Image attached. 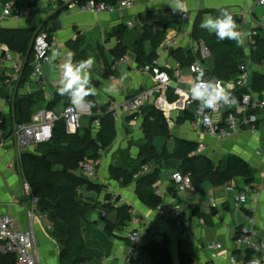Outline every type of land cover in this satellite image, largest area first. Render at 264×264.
Here are the masks:
<instances>
[{
    "label": "crops",
    "instance_id": "1",
    "mask_svg": "<svg viewBox=\"0 0 264 264\" xmlns=\"http://www.w3.org/2000/svg\"><path fill=\"white\" fill-rule=\"evenodd\" d=\"M47 1L29 0V3H36V6L31 8V17L27 19L10 17L14 21L8 23L9 25H0V28L6 29L37 28L38 31H42L47 23L46 32H43L48 34L50 40L56 42L54 50L60 53L54 64H50L53 71L51 79L43 72L44 85L33 82L31 78L10 87L4 83L0 85V90L5 87L9 92L7 96L0 95V111L6 117L14 115L15 100L19 97L30 96L33 99L36 109L33 116L49 108L58 112L72 105L66 95L58 94L60 66L58 69L56 66L61 62L62 52L88 32L92 34L101 31L106 35L108 39L104 42V46L109 50L112 58V61L106 64L110 69L102 67L96 74L90 72V81L97 94L87 97L86 101L94 105V108L99 107L97 114L107 111L104 112L107 115L112 104L121 105L140 91L155 87L153 75L142 74L139 69L142 63L150 61L154 56L175 80L174 86L160 90L156 96V104L144 109L136 119L124 112H120L117 119L113 118L116 138L110 147L100 152L103 167L99 178L91 182L92 190L87 191L86 187L85 190L84 188L81 190V193L88 192L90 194L88 198L100 206V211L90 217V222L93 217L95 227H103V236L94 240L90 237L91 240H88L87 236L90 235L87 234V229L90 225L83 226L82 239L85 241V246L75 254L73 264H153V260L143 249L139 254L132 252L133 247L127 238L132 226L130 223L119 226V208L124 206L132 208V216L140 217L141 228L152 234L153 243L167 245L173 264H229L230 256L244 260L245 252L249 248L238 243L240 230L243 227H250L256 237L264 242V128H260L256 133L248 130L231 133L225 139L203 134L195 128L193 120L186 119L188 116L193 117L194 111L185 109L186 96L179 97L174 93L176 88L187 92L194 81V76L190 67H182L173 53L181 51L183 54L192 52L198 55L199 40L194 36L195 22L201 25L199 21L202 22L207 16H219L222 10H227L233 16L240 18L241 28L247 26L251 29L264 30V24H261L258 16L259 12L264 13V6L259 5L260 0H138L133 8L112 14L84 13L77 8L64 6L61 0L57 2L51 0L52 6L50 2L47 4ZM4 3L5 0H0L2 7ZM55 14L58 15L56 18L53 17ZM7 18L3 17L1 10L0 22ZM55 21L61 22V29L56 32L50 28L51 23ZM130 23L132 26H129ZM122 26L126 31L121 28ZM200 29L207 35H214L207 29L201 27ZM146 32H150L152 37L139 45V40H143ZM157 33H162L164 39L156 38ZM124 37H130V47L126 41H121ZM100 39L104 41L105 38L102 35ZM166 39L175 41L173 48L168 50L164 48ZM148 45L152 51L149 55L145 52V47ZM119 46L124 48V57L127 58L128 64H118L114 61L111 52ZM245 50L250 54L249 46H245ZM139 53L142 54V62L137 60ZM80 57L82 56L74 57L75 63ZM248 59L250 65L247 66L251 73L264 75V63L256 64L250 56ZM212 63V58H209L206 66L210 68ZM121 68L130 69L126 71L128 76L123 81L120 79ZM12 72L10 63L5 62L0 54V75L6 80ZM106 72L109 74L104 76ZM109 85L116 90V95L104 92ZM44 94L48 97L47 102L43 98ZM42 102L46 103L43 107ZM50 103L52 105L49 107ZM151 108L156 109L166 118L170 132L168 138L161 137L162 141L166 140L162 152H158L155 144L159 138L154 141L158 155H162L165 150L171 155L179 142L187 141L197 144L198 155L211 160L216 167L227 157L236 156L254 171L252 185L246 184L242 178L223 186L204 182L199 186L192 185L181 194L182 192H179L171 181L172 174L178 171L174 162L152 161L148 165L152 170L143 178L147 176L156 178V193L163 198V205L181 206L180 221L189 235L177 228L179 221L169 218L161 210L151 208L146 200L140 198L141 193L145 191V181L123 187L110 175L113 167L123 166L129 170L139 167L143 160L140 148L146 143L143 124L146 112ZM79 109L88 112L89 107L83 105ZM92 116L83 113L81 125L85 118L87 120ZM9 144L10 142H7V145L0 149V211L14 218L18 230L33 231L41 264H64L62 260L64 247L53 237L47 214L41 212L40 205L37 207L35 218L30 217L34 196L24 191L23 159L18 160L15 150ZM31 151H36V148ZM253 187L260 189L261 196L249 194L246 204L238 205L239 194L250 191ZM173 190L178 191L177 197L173 195ZM110 195H118L121 200L116 203ZM96 220L99 221V225L95 223ZM107 225L113 227L110 234L106 232ZM211 243H220L222 248L212 251L208 248ZM92 244L95 247H92ZM236 251H240L241 255L235 254Z\"/></svg>",
    "mask_w": 264,
    "mask_h": 264
},
{
    "label": "trees",
    "instance_id": "2",
    "mask_svg": "<svg viewBox=\"0 0 264 264\" xmlns=\"http://www.w3.org/2000/svg\"><path fill=\"white\" fill-rule=\"evenodd\" d=\"M88 1L92 0H78V3L82 5ZM93 1L98 4L104 3L113 6L123 0ZM57 16V14L53 15L54 18ZM233 17L238 25L242 23L240 18ZM47 27L48 24L46 23L42 31L46 32L45 28ZM121 28L126 31L124 26ZM42 31H38L37 28H0V45L7 46L11 51L27 59L21 82L31 77L34 59L33 40ZM194 36L198 40H203L208 47L213 60L209 68V75L218 81H235L241 74L242 68L245 67V59L248 56L256 64L264 63L263 30H258L252 36V43L249 46L250 55H247L242 44L238 45L237 42L231 40L220 41L215 34L211 36L203 33L197 21L194 25ZM151 37V33L146 32L143 40H139V45ZM156 38L162 40L164 36H162V33H157ZM111 54L114 61L125 58V50L121 46L112 51ZM173 54L182 67H191L199 59V54H192V52L183 54L181 51H175ZM155 59L156 56L150 61L147 60L148 62L142 63L140 67L152 63ZM75 60H73V63H75ZM137 60L142 62V54L139 53ZM108 74L109 72H106L104 76ZM4 82L5 78L0 75V85ZM252 90L256 94L263 95L264 75L256 73L252 75ZM245 92V90L238 89L236 94L240 97ZM8 93L5 87L0 90L1 96H5V94L7 96ZM51 105L52 103L49 104V107ZM14 109L12 121H9L0 111V134L5 135L6 138L11 135L15 124L23 125L31 122L34 113L33 99L30 96L16 99ZM91 110L93 112L91 120L93 122L99 120L102 131L98 139L92 138V129H84L81 126L76 135H68L63 124H59L54 131V138L49 144L40 146L34 154L27 153L22 158L25 159L23 172L26 180L32 186L33 196L39 199L41 212L47 214L53 237L64 247L62 254L64 264L75 262V260L73 261L75 254L85 246V241L82 239L83 226H89L92 223L90 217L97 214L100 209L99 205L83 198L81 194L83 188L88 187L90 190L93 188V184L80 175L81 165L84 162H95L100 159V152L110 147L116 138L114 117L111 114L96 116L97 109L94 106ZM147 112L143 124L146 143L140 148L142 162L139 167L133 170L126 169L123 166L113 167L110 175L113 180L119 182L123 187L135 182L145 181V191L141 193L140 198L146 200L151 208L158 209L163 205V198L156 193V178L151 176L143 178L142 176L140 179H135V177L154 160L159 162L172 161L174 164L175 162L180 163L177 170L189 174L192 184L195 186H199L204 182H210L215 186H223L239 178L244 179L246 184L252 185L254 181L253 169L236 156L227 157L216 167L211 160L198 155L197 144L187 141L179 142L171 155L168 154L167 150L162 155H158L154 141L161 137L168 138L170 135L169 126L166 118L156 109L151 108ZM186 119H193V117L188 116ZM57 167H60V169H57ZM172 193L177 197L178 191L173 190ZM131 210L130 206L119 208V226L131 223ZM112 228L111 225H107L106 232L110 234ZM143 251L151 257L153 264H173L166 244L152 243L144 247ZM235 254L241 255V252L236 251ZM245 254V261L251 260L255 256L250 249ZM0 264H15V258L0 255Z\"/></svg>",
    "mask_w": 264,
    "mask_h": 264
},
{
    "label": "built area",
    "instance_id": "3",
    "mask_svg": "<svg viewBox=\"0 0 264 264\" xmlns=\"http://www.w3.org/2000/svg\"><path fill=\"white\" fill-rule=\"evenodd\" d=\"M57 2L58 0H54ZM20 0H8L3 4V17H12L17 19H27L32 16L31 8L27 2L19 4ZM64 5L68 8H77L81 12H93L96 14L115 13L120 10H127L133 8L138 0H123L116 5L109 6L104 3H96L95 1H88L82 5L78 0H62ZM259 5L264 6V0H260ZM56 9V8H55ZM129 26H132L130 23ZM239 30L243 34V41L250 46L252 43V36L255 35L257 29L245 32L240 26ZM253 31V32H252ZM175 41L173 39H166L163 46L165 49L173 48ZM56 46V42L49 39L45 32L38 33L33 40V54L31 80L37 84H45L43 77V64L49 63L48 59ZM199 59L190 67L191 73L196 77L203 71L202 79L205 81H218L209 75V68L206 66V61L211 58V53L203 40L198 41ZM0 54L5 62L10 63L12 74L7 76L5 85H18L22 81L24 67L27 59L11 51L7 46L0 45ZM118 64H128L127 58H121L116 61ZM50 64V63H49ZM53 65V64H52ZM142 74H152L155 87L140 91L134 97L126 100L123 104L116 106L111 105L110 114L117 119L120 112L127 113L133 119H136L142 114L144 109L153 106L157 102V93L163 89H170L174 86V78L160 65L159 60L153 61L151 64H146L139 67ZM264 71V66H263ZM252 73L246 67L242 68L241 74L235 81L221 82L225 87L231 85L229 91L236 98V102L232 104H221L215 111L205 109L201 110L199 102L191 99L190 88L187 92L176 88L175 95L181 97L186 96L185 109H193V124L194 127L200 130L203 134L209 136L221 137L223 139L229 137L231 133L248 130L256 133L260 128H264V93L263 95L256 94L252 90ZM245 90L240 97L236 91ZM93 115L91 108L88 109ZM102 115V114H97ZM83 112L79 108H74L73 105H68L61 111L53 109H46L42 112L36 113L29 124L14 125L12 133L9 137L0 134V149H2L7 142L13 147L17 154L19 161L23 158V153L26 150L36 148L49 144L54 138V131L59 124H63L68 135H76L81 129V121ZM95 124L99 125V120H95ZM103 162L100 159L95 162H84L81 165L80 175L90 182H95L99 178ZM143 174L150 172L149 167H144L141 171ZM140 173V175L142 174ZM24 191L28 194H33L32 186L24 180ZM138 179V175L135 177ZM171 181L179 192H183L192 187V180L189 174H184L181 171H176L171 176ZM249 194H254L257 197L261 196L259 188H251L250 191H245L237 197V204L244 206L249 198ZM39 199L33 197V204L30 209V217L34 219L39 205ZM169 218L179 221L177 228L182 233L188 234L185 230L180 218L182 216V209L179 204L162 205L158 208ZM132 230L127 234V238L133 247L132 252L139 254V250L153 243V236L149 231L141 228V219L137 215L132 216L131 220ZM238 243L241 246L248 247L255 254L251 260H239L235 256H230L229 264H264V242L259 240L250 227H243L238 237ZM208 248L212 251L220 250V243H211ZM0 255L12 256L15 258V264H41L40 257L37 252L36 238L33 231H20L16 228L15 220L9 215L3 214L0 211Z\"/></svg>",
    "mask_w": 264,
    "mask_h": 264
},
{
    "label": "clouds",
    "instance_id": "4",
    "mask_svg": "<svg viewBox=\"0 0 264 264\" xmlns=\"http://www.w3.org/2000/svg\"><path fill=\"white\" fill-rule=\"evenodd\" d=\"M200 27L214 33L220 41L231 40L237 42L238 45L243 44V34L239 30V25L233 15L227 10H222L220 15L216 17H205ZM59 56V51L53 50L48 62L54 64ZM94 63L93 57L73 63L71 54H69L68 60L61 65L62 79L57 91L61 96L66 95L74 108H79L86 103L89 107L94 106L86 101L87 97L97 94L95 87L91 84L89 71ZM127 76V72L121 68V81L126 80ZM202 77L203 71L201 70L190 88L191 99L199 102L201 110L209 109L215 111L221 104L236 102V98L229 91L231 85L225 87L220 81H205ZM104 92L109 95L117 94L111 85L107 86Z\"/></svg>",
    "mask_w": 264,
    "mask_h": 264
},
{
    "label": "rangeland",
    "instance_id": "5",
    "mask_svg": "<svg viewBox=\"0 0 264 264\" xmlns=\"http://www.w3.org/2000/svg\"><path fill=\"white\" fill-rule=\"evenodd\" d=\"M23 2H29V0H22ZM48 2H50V5L52 6V2H51V0H48L47 1V4H48ZM3 3V2H2ZM19 4H22V2H21V0H20V2H19ZM63 6V5H62ZM64 6H66V5H64ZM61 7V6H60ZM3 9V7L0 5V14H1V10ZM258 16H259V21L261 22V24H264V13L263 12H259L258 13ZM12 21H14V19H12V18H10V17H8L7 19H5L4 21H2V22H0V25H7L8 23H11ZM199 23H201L200 21H199ZM9 25V24H8ZM200 25V24H199ZM186 28H188V26L186 27ZM243 29H244V31L245 32H250L251 30H253V29H251V27L249 28V27H242ZM261 31V30H260ZM264 31V30H263ZM253 32V31H252ZM256 32H258V30L256 31ZM182 33V32H181ZM184 34V33H183ZM102 35H103V38H105L104 39V41L103 40H101L100 38L102 37ZM50 38V37H49ZM130 37H128V38H126V37H124V38H121V41L122 42H127V44H128V47H130L131 46V42H129V39ZM135 38H136V36H135ZM135 38H133V40L135 39ZM108 38L106 37V35L104 34V33H102L101 31H97V32H93L92 34H90L89 32L88 33H84V36L82 37V38H79L77 41H75V42H72V44L70 45L71 47H68L65 51H63L62 52V55H61V62H60V64H59V66H60V69L58 70V76H59V79H60V82H61V79H62V67H61V65L64 63V62H66L67 60H68V58H69V54H71V58H72V61L74 60V57L76 56V55H80V56H82V57H80L77 61L79 62V61H81V60H84V59H87L88 57H93L94 58V60H95V63H94V65L92 66V68L89 70L90 72H92L93 74H96L97 73V71L98 70H100L102 67L103 68H105L106 67V69L108 70V69H110V67H109V65H107L106 66V64L109 62H111L112 60V58H111V55H110V52H109V50H107V48H105V46H104V42L107 40ZM242 46H244V48H245V46H248L247 45V42H245L244 43V41H243V45ZM81 52V53H80ZM145 52L149 55V54H151V49L149 48V45L148 46H146L145 47ZM79 53V54H78ZM249 54V51H247V55ZM128 56H129V53L127 54ZM250 55V54H249ZM245 67L247 68V69H249L248 68V66L247 65H250V61H249V59H248V57L245 59ZM249 71L251 72V70L249 69ZM43 72H44V74L49 78V79H51V75L53 74V71H52V68H51V66H50V64L49 63H44L43 64ZM20 96V95H19ZM12 97H15V96H12ZM18 98V97H17ZM20 98V97H19ZM43 98L46 100V102L48 101V97L47 96H45V94L43 95ZM46 105V103L44 104L43 102H42V107L43 106H45ZM85 106H87V107H89L88 106V104L86 103L85 104ZM97 106V105H96ZM98 106H100L99 104H98ZM96 109L97 108H99V107H95ZM103 109V108H102ZM34 110H36V109H34ZM99 109H97L96 111H98ZM104 110V109H103ZM110 110H111V106H110V108H109V114H110ZM104 112H107V111H103V113L102 114H104ZM84 113V115H87V116H89L90 114H91V112H87V111H85V112H83ZM97 113V112H96ZM106 114V113H105ZM108 114V113H107ZM112 115V114H111ZM7 119L9 120V121H12V116H8L7 117ZM92 118L90 117V119H87L86 120V118H85V120H83V122H82V127L84 128V129H92L93 131L94 130H96L95 131V133H93L92 134V138H95V139H98L99 138V136H100V134H101V129L99 128V126H100V123H99V125H96L95 124V121L93 122L92 120H91ZM98 126V127H97ZM243 131V130H242ZM240 132V131H239ZM163 139H161V138H159L158 140H156V142H155V144H156V146H157V148H158V152H162V149H163V146H164V143H165V141H162ZM42 146V145H41ZM40 146H36V151H38V148H39ZM36 151H31V150H26L24 153H23V157H24V155H26L27 153L29 154H34ZM23 165H24V163H25V159H23ZM180 163H178V162H175V166H178ZM21 166V165H20ZM154 166V165H153ZM153 168V167H152ZM57 169H60V167H57ZM178 169V168H177ZM182 169H183V166H182ZM150 170H152L151 169V167H150ZM184 170V169H183ZM80 172V171H79ZM23 173V177H24V180H26V178H25V175H24V172H22ZM139 173H142V172H139ZM77 174H78V171H77ZM142 176H144V174L142 173L141 175L139 174L138 175V179H140V178H142ZM33 190V189H32ZM83 190H85V188L83 189ZM86 190L88 191V190H90V189H88V187L86 188ZM99 190H101V189H99ZM102 191H103V189H102ZM33 192V191H32ZM26 193V192H25ZM26 194H28V193H26ZM82 194V196H84L83 198H87V199H89L88 197L90 196V194L87 192V193H84V192H82L81 193ZM181 194H183V192L181 193ZM32 195V194H31ZM110 196H112L113 198V201L114 202H116V203H118L120 200H121V197L120 196H118V195H110ZM108 197V196H107ZM90 200V202L92 201L93 202V200H91V199H89ZM40 203V202H39ZM213 204V203H212ZM40 205V204H39ZM100 211V210H99ZM95 218V217H94ZM91 220H92V223L90 224V228H88L87 229V234H89L90 236H87L88 238V240H91V238L94 240V239H97L99 236H103V227L102 228H96L95 227V225H94V223H93V217L91 218ZM103 220V219H102ZM97 221V220H96ZM95 223H98V225H99V221H97V222H95ZM103 226V225H102ZM99 229V230H98ZM241 231V230H240ZM91 237V238H90ZM92 247H95L93 244L91 245ZM143 249V248H142ZM142 249H140L139 251L141 252V250ZM147 263H150V262H147ZM145 264V263H144Z\"/></svg>",
    "mask_w": 264,
    "mask_h": 264
},
{
    "label": "water",
    "instance_id": "6",
    "mask_svg": "<svg viewBox=\"0 0 264 264\" xmlns=\"http://www.w3.org/2000/svg\"><path fill=\"white\" fill-rule=\"evenodd\" d=\"M27 3H28V6H29L30 8L36 6V3H29V2H27ZM50 28H51L53 31H55V32H56V31H59V30L61 29V22H60V21H55V22L51 23ZM56 68L58 69V68H59V65H57ZM129 70H130V69H126L125 71H129ZM170 124H171V123H170Z\"/></svg>",
    "mask_w": 264,
    "mask_h": 264
}]
</instances>
